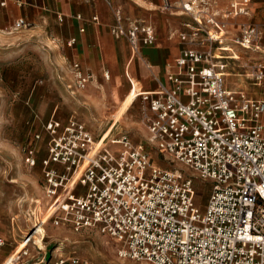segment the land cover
Segmentation results:
<instances>
[{"label":"built area","instance_id":"1","mask_svg":"<svg viewBox=\"0 0 264 264\" xmlns=\"http://www.w3.org/2000/svg\"><path fill=\"white\" fill-rule=\"evenodd\" d=\"M251 1L205 13L200 7L207 0H181L191 20L178 34L179 55L166 80L155 78L156 90L138 97L147 142L171 168L157 165L145 142L128 133L97 137L74 117L44 124L48 157L41 166L54 226L98 229L121 244L120 258L149 264H264V22L241 23L228 36L235 20L250 16ZM114 15V37L125 38L132 57L150 67L141 47L155 44V27L144 21L126 27L121 9ZM28 25L18 19L14 27ZM71 74L72 93L93 79L78 62ZM230 76L244 78L250 88L228 87ZM40 137L23 149L29 168L39 163ZM196 180L212 183L204 208L196 203ZM40 234L38 227L27 233L18 255L27 254ZM5 245L0 237V248ZM52 263L91 264L76 255Z\"/></svg>","mask_w":264,"mask_h":264},{"label":"rangeland","instance_id":"2","mask_svg":"<svg viewBox=\"0 0 264 264\" xmlns=\"http://www.w3.org/2000/svg\"><path fill=\"white\" fill-rule=\"evenodd\" d=\"M14 23L15 18L9 19V30L0 31V236L6 240V245L0 250V264L7 262L24 236L36 227H43V232L38 237L43 236L45 249L40 250V245L30 243L28 253L16 257L18 264H53L58 247L62 249L58 256L76 255L91 264H149L120 258L117 250L121 244L98 229L76 232L68 226H54L51 218L44 221L49 211L45 198L44 174L39 163L34 168L25 165V144L39 134L38 158L46 157L49 139L43 126L53 115L60 119L76 117L100 137L112 126L113 114L119 106L116 99L117 85L113 82V77L104 82L108 85L102 108L85 96L88 91L78 96L70 95L58 79L69 42L59 41L52 33L50 39H44L35 29H15ZM235 72L241 71L236 69ZM120 79L121 84L123 82L129 88L128 77ZM239 81L230 76L226 78V85L235 89L250 88L244 78ZM91 86L92 83L89 87ZM260 93L257 96L261 97ZM126 114L118 122L111 137L128 133L137 141L145 142V147L157 165L171 168L168 160L147 142L148 131L143 122L141 100L137 99ZM108 147L113 151H120L122 148L116 144H108ZM176 167L185 170L180 165ZM186 172L190 176V171ZM195 184L196 203L204 208L212 183L196 180ZM33 198L40 202L31 203ZM45 233L47 237L44 239Z\"/></svg>","mask_w":264,"mask_h":264},{"label":"crops","instance_id":"3","mask_svg":"<svg viewBox=\"0 0 264 264\" xmlns=\"http://www.w3.org/2000/svg\"><path fill=\"white\" fill-rule=\"evenodd\" d=\"M169 1L166 5L165 0H111V6H109L105 0H8L6 5L2 6V0H0V31L9 30L8 24L11 18H15V23L18 19H25L29 25L24 28L35 29V32L44 39L46 37L50 39V33H52L51 35L59 41H68L69 47L63 58L65 63L58 74V79L65 86L67 93L78 96L88 91L85 96L102 108L105 105L108 85L104 82H108L113 77V82L117 85L116 99L121 106L122 100L132 89L133 80L138 83L143 92L156 90L158 84L155 78L166 80L169 64L173 63L179 55L181 45L178 34L187 29L185 22L191 19L182 14L181 0ZM207 1L208 6L200 7L205 13L224 11L231 2L238 0ZM116 9H121L126 27L130 21H144L155 27L158 36L155 44L141 47L142 58L150 64V67L141 58L132 57L130 45L125 38L117 39L112 34L111 26L115 23ZM205 13L201 16L202 18L205 17ZM94 17H97L96 21ZM250 20L264 22V0H252L250 16L235 20L228 36L236 33L241 23ZM72 40L75 41L72 43ZM61 51L59 47V52ZM75 62L80 63L84 69L92 73L93 79L86 88L72 93L68 86L73 83L71 65ZM124 76L130 80L129 88H126L123 82L121 84L120 78ZM52 118L66 123L72 117L60 119L53 115L50 119ZM112 123V126L116 124L114 120ZM126 126L129 127L128 124ZM132 139L137 141L133 137ZM33 140L34 138L25 146ZM47 155L46 147L45 156L48 157ZM42 159L38 158L40 165Z\"/></svg>","mask_w":264,"mask_h":264},{"label":"bare ground","instance_id":"4","mask_svg":"<svg viewBox=\"0 0 264 264\" xmlns=\"http://www.w3.org/2000/svg\"><path fill=\"white\" fill-rule=\"evenodd\" d=\"M132 89H130V91L128 92V94L126 95V97L122 100L121 102V106H119L116 114L114 115V126H110L108 129L105 130V132L103 133V135L105 134V137L108 138L112 132H113V129L114 127L119 124L118 122H121L125 115H127L126 113L130 110V108L132 107L133 103L138 99V97L140 95L143 94V91L139 88V85L138 83L133 80V86L131 87ZM40 201L37 199H31V203H39ZM34 211V210H33ZM36 217V216H35ZM39 217V216H38ZM51 217V214L50 212L48 211L46 216L44 217V221H48V219ZM36 220V218H35ZM43 227L39 228V230L41 231V233L43 232ZM43 235V234H42ZM47 237L46 233H45V236H44V239ZM44 240H42L41 237H37L36 238V242L38 245H40V250H44L45 249V244L43 242ZM21 245L18 246V248L16 249L17 251H15L11 256L10 258L7 260V262H5V264H18L19 262L16 261V257L18 255V253H20V251L24 248V245L23 242L20 243ZM61 248L58 247L57 250H56V255L58 256L60 253H61Z\"/></svg>","mask_w":264,"mask_h":264}]
</instances>
